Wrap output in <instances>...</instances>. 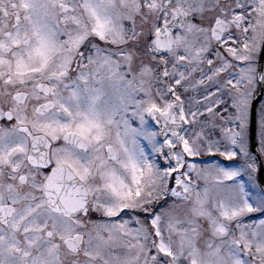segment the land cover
I'll list each match as a JSON object with an SVG mask.
<instances>
[{
  "label": "snow or ice",
  "instance_id": "obj_1",
  "mask_svg": "<svg viewBox=\"0 0 264 264\" xmlns=\"http://www.w3.org/2000/svg\"><path fill=\"white\" fill-rule=\"evenodd\" d=\"M262 167L264 0H0V264H264Z\"/></svg>",
  "mask_w": 264,
  "mask_h": 264
},
{
  "label": "water",
  "instance_id": "obj_2",
  "mask_svg": "<svg viewBox=\"0 0 264 264\" xmlns=\"http://www.w3.org/2000/svg\"><path fill=\"white\" fill-rule=\"evenodd\" d=\"M255 131H256L255 116H253V123H252V126H251V140H252V149H253V151L255 150V147H256V144H255V141H256ZM260 176H261V178H264V167L261 168Z\"/></svg>",
  "mask_w": 264,
  "mask_h": 264
}]
</instances>
